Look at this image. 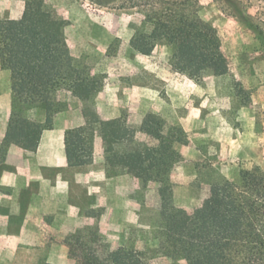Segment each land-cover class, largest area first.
<instances>
[{
    "label": "rangeland",
    "instance_id": "rangeland-1",
    "mask_svg": "<svg viewBox=\"0 0 264 264\" xmlns=\"http://www.w3.org/2000/svg\"><path fill=\"white\" fill-rule=\"evenodd\" d=\"M21 1L25 9L29 0ZM188 1L194 11L195 0ZM199 1L201 16L221 38L223 75L205 71L192 78L174 70V47L165 42L150 54L139 52L133 34L149 11L144 0H43L47 15L63 22L75 63L102 83L87 101L66 89L56 93L64 108L52 130L61 134L65 157L67 133L85 124V111L92 119H121L149 147L156 140L141 125L154 114L166 129L180 127L186 142L177 145L182 159L162 183L127 165H109L93 122L87 126L93 141L88 165L73 166L67 158L53 166L51 154L61 155L55 140L46 137L40 156L47 164L32 165L39 177L6 184L0 169V264H81L69 253L72 235L84 242L81 256L108 258L125 247L147 264H187L159 249L157 225L166 205L192 210L209 199V177L236 179L240 169L254 166L264 171V0H236V8L225 0ZM19 3L0 0V19H11L10 10L2 9L6 5L19 16ZM8 109L6 128L12 92ZM45 110L39 103L25 113L42 120ZM11 145H0V167Z\"/></svg>",
    "mask_w": 264,
    "mask_h": 264
},
{
    "label": "trees",
    "instance_id": "trees-1",
    "mask_svg": "<svg viewBox=\"0 0 264 264\" xmlns=\"http://www.w3.org/2000/svg\"><path fill=\"white\" fill-rule=\"evenodd\" d=\"M145 17L135 25L136 49L150 54L157 43L174 47L171 65L192 78L205 71H227L221 38L200 14L202 4L188 0H144ZM236 8V0H225ZM63 22L47 15L43 0H29L19 19H0V65L10 72L12 111L5 144L35 151L45 130L64 106L56 93L66 89L82 101L91 99L102 86L100 77L75 63L62 35ZM45 103V117L25 113ZM84 125L67 133L70 165L84 166L93 160V141L87 126L94 123L103 138L106 161L129 166L138 176L168 183L181 159L177 145L186 142L180 127L166 129L154 114L145 116L141 130L156 140L149 147L135 139V131L121 119H92L84 112ZM204 167V165H202ZM210 196L202 206L188 210L168 203L157 225L159 249L187 264H264V171L254 166L239 170L236 179L212 176L206 181ZM69 253L81 264H147L139 252L119 247L108 258L79 255L84 242L68 238Z\"/></svg>",
    "mask_w": 264,
    "mask_h": 264
},
{
    "label": "crops",
    "instance_id": "crops-1",
    "mask_svg": "<svg viewBox=\"0 0 264 264\" xmlns=\"http://www.w3.org/2000/svg\"><path fill=\"white\" fill-rule=\"evenodd\" d=\"M17 0H15L16 2ZM19 6L21 12L19 13L20 15L17 16V13L14 15L11 6L9 7L6 5L5 7L2 6V9L4 10L9 9L11 14L10 17L11 19H19L24 12L22 1L19 0ZM16 6L18 3H15ZM1 12V9H0ZM17 12V11H16ZM10 80L11 78L9 77V74L7 73L6 70L1 68L0 65V145L2 142H4V136H5V131H6V120L8 119L9 116V109H8V104L11 98V85H10ZM61 134L59 132H55L54 130L47 129L45 130L42 134L41 140L39 142V145L37 147V154H32L30 151L25 150L17 145L12 144L8 151L7 155L5 157V163L3 164L0 169L1 171V182L2 183H10V184H15L18 179H25V180H30L34 177H39V175H36L35 172L33 171V164L36 163L38 164H44L46 165L45 159H42L40 156V153L42 151V148H45L44 146V139L47 137L51 138V141L55 140V145L57 146L58 153L59 155H64V158H59L57 159L54 154H51L50 157H52V165L53 166H63V164L66 162L67 157H65V152H64V142L63 139H61ZM60 137V138H59ZM56 138V139H55ZM35 161V162H34Z\"/></svg>",
    "mask_w": 264,
    "mask_h": 264
}]
</instances>
